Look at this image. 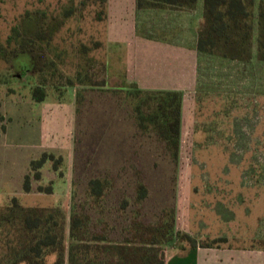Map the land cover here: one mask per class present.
<instances>
[{
    "label": "rangeland",
    "instance_id": "374dc122",
    "mask_svg": "<svg viewBox=\"0 0 264 264\" xmlns=\"http://www.w3.org/2000/svg\"><path fill=\"white\" fill-rule=\"evenodd\" d=\"M80 1L0 0V205L16 197L26 206L59 205L68 212L70 195L81 196L89 179L107 169L117 179L110 200L125 196L126 210H137L152 224L155 246L165 261L171 253H183L188 261L180 264H192L195 252L182 249L191 245L184 236L200 245L211 241L193 231L197 227L201 232L206 229V236L233 228L232 236L227 234L231 246L234 235H242L248 246L259 245L260 240L251 238L264 227V62L255 57V43L250 61L200 56L197 126L183 134L171 160L159 156L160 141L145 136L134 124L132 99L123 95L120 102L108 92L74 80L61 84L64 77L72 78L77 64L83 71L92 66L96 79L108 71L106 21L95 19L92 0ZM66 6L73 7V14L56 25L59 29L51 42L52 54H59L55 57L58 73L53 77L59 82L45 85L46 96L36 100L33 88L40 77H48L49 70H40L34 53L21 50L7 37L13 27L26 25L22 24L26 13L46 11L57 22ZM196 8L201 10L202 0H197ZM154 12L170 15L169 11H140L138 30L142 22L161 21ZM93 41L100 42L98 48L93 49ZM82 44L84 54L78 52ZM105 87L109 86L101 88ZM135 149L138 155L133 156ZM43 153L52 157L33 168L31 160ZM59 156V167L53 168ZM123 166L118 179L115 170ZM134 169L147 188L138 201L135 195H124L133 190ZM36 172L38 179L33 176ZM26 174L28 192L23 188ZM49 183L50 193L37 189ZM229 208L235 213L233 223H228ZM217 211L221 221L215 218ZM203 223L202 230L199 224ZM163 227H168V234L162 235ZM170 233L174 239L164 241Z\"/></svg>",
    "mask_w": 264,
    "mask_h": 264
},
{
    "label": "trees",
    "instance_id": "16d2710c",
    "mask_svg": "<svg viewBox=\"0 0 264 264\" xmlns=\"http://www.w3.org/2000/svg\"><path fill=\"white\" fill-rule=\"evenodd\" d=\"M197 0H135L136 14L140 11H198L201 20L196 29V49L202 56L217 55L225 59L250 61L255 43L256 58L264 62V0H202V8H196ZM84 0L80 1L83 4ZM94 17L106 21L107 0H92ZM73 7L66 6L58 13L60 20L54 22L46 11L26 13L22 24L12 28L7 41L14 40L21 50L34 53L40 70H49L48 77H40L33 88V98L43 100L46 96L45 85H55L53 77L57 72L56 58L52 54L51 42L56 25L73 14ZM55 26V28H54ZM60 27V26H59ZM23 33H26L24 35ZM23 35V36H22ZM19 37V38H18ZM17 40V41H16ZM100 42L93 41V49ZM79 53H86L82 44ZM85 68V67H84ZM62 76V74H59ZM76 81L78 85H88L90 89L105 91L121 102V97L132 99L134 124L143 130L145 136L156 138L163 145L156 147L159 156L175 160L180 141L181 93L174 90H147L134 85L128 87H105V73L96 79L92 66L82 70L79 64L71 77H64L61 84ZM59 82V81H57ZM63 85V86H64ZM60 87V86H54ZM78 95L80 91H77ZM123 104V103H122ZM138 155V150L132 151ZM52 155L43 153L39 159L31 160L33 168L40 167ZM61 157L56 158L53 168H58ZM124 166L115 170L120 178ZM135 179L132 191L136 201L147 193L143 179H139L134 169ZM105 169L89 179L86 189L80 194H71L69 210L59 205H23L12 197L6 205H0V264H165L164 257L152 235L155 231L151 223L139 217L137 210H126L129 203L125 196L121 200H110V191L116 187V177H110ZM133 175V174H132ZM38 179L39 172L34 173ZM24 190L30 191V178L25 175ZM128 183H126L127 185ZM38 190L51 192L50 183ZM136 203V202H134ZM169 227L171 224L168 223ZM164 228L162 235L166 232ZM166 230V231H165ZM169 234L164 241H170ZM195 245V240L184 236ZM225 237H216L203 246L224 243ZM264 248V239L259 241Z\"/></svg>",
    "mask_w": 264,
    "mask_h": 264
},
{
    "label": "crops",
    "instance_id": "0c3cea01",
    "mask_svg": "<svg viewBox=\"0 0 264 264\" xmlns=\"http://www.w3.org/2000/svg\"><path fill=\"white\" fill-rule=\"evenodd\" d=\"M154 13L160 16L161 21H149L148 25L142 22V28L138 30L135 0H107L104 40L108 68L107 76L105 72L106 86L134 85L147 90L179 91L182 102L180 139H183L184 133L193 132L195 124L197 126L195 109H198L200 101L198 91L202 55L198 53L195 42L201 14L199 10L169 11L170 15ZM220 217L217 211L215 218L220 220ZM234 217L235 213L229 208L228 223H233ZM199 225L201 229L204 223ZM198 228L193 229L197 234L209 239L225 237L226 241L214 246H203L198 241L193 246H183L182 249L192 248L195 252L191 258L192 264H264V248L258 244L248 246L242 235L240 238L234 235L235 245L231 246L227 234L233 233V228L220 230L214 236H206L203 233L206 229L202 228L201 232ZM251 239L263 240L264 227ZM180 261H188L186 254L171 253L165 264H180Z\"/></svg>",
    "mask_w": 264,
    "mask_h": 264
}]
</instances>
